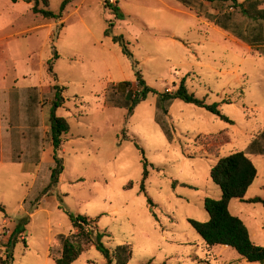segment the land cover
I'll use <instances>...</instances> for the list:
<instances>
[{
	"label": "rangeland",
	"instance_id": "obj_1",
	"mask_svg": "<svg viewBox=\"0 0 264 264\" xmlns=\"http://www.w3.org/2000/svg\"><path fill=\"white\" fill-rule=\"evenodd\" d=\"M63 1L49 0L47 6L39 0V7L60 13ZM106 1L119 6L125 18H117ZM33 7L25 0H0L2 109L15 127L27 117L30 126L14 130V145L26 135L17 159L0 160L5 207L0 235L30 216L26 241L19 239L13 249V264H57L50 247L58 245L59 234L77 231L70 212L99 218L102 240L111 250L130 244L128 264H259L232 247L208 246L190 220L208 221L205 199L222 196L211 178L219 157L247 152L264 132V56L177 0H73L61 19L45 18ZM201 11L216 12L209 2ZM49 60L57 80L48 71ZM137 70L158 93L176 89L186 77L190 92L218 103L232 122L176 99L168 115L175 128L171 143L155 118L158 93L150 92L133 109L107 101L113 85L129 80L131 91L137 89ZM54 85L64 99L57 114L68 118L71 129L59 153L64 161L59 183L43 195L51 154L38 171L25 158L30 145L37 153L52 144ZM34 86L40 87L35 101L26 90ZM9 88L17 98L10 97ZM248 155L259 175L246 199L264 198V155ZM229 208L264 245L263 203L233 199ZM73 264L108 260L92 244Z\"/></svg>",
	"mask_w": 264,
	"mask_h": 264
},
{
	"label": "trees",
	"instance_id": "obj_2",
	"mask_svg": "<svg viewBox=\"0 0 264 264\" xmlns=\"http://www.w3.org/2000/svg\"><path fill=\"white\" fill-rule=\"evenodd\" d=\"M17 2L19 0H13ZM29 3L34 2L33 10L35 13L42 14L45 18L61 19L66 7L73 0H64L60 13L50 9H41L39 0H25ZM49 6V0H44ZM185 7L195 10L200 16H205L210 22L221 29L230 32L236 38L254 48L264 56V0H177ZM204 2H209L210 6L217 13H205L201 11ZM105 6H111L113 13L117 18H125V12L117 5L105 2ZM109 34V29L106 31ZM116 40L122 38L116 37ZM125 52L132 56L127 47ZM59 57L55 51L54 59ZM53 60H49L48 71L53 74L57 80L56 73L53 69ZM137 67L138 62L134 60ZM133 81H124L119 85H113L106 93L109 104L116 107H127L133 109L139 102L146 99L150 92L158 93L150 87L141 71H136L137 89L132 92ZM62 89L59 85L53 86L55 99L52 101L50 112L51 138L54 148V165L51 169V179L42 194L52 193L53 188L57 187L60 177L64 171V161L60 156V151L64 142V134L70 129V123L67 117L59 116L57 109L64 104V99L59 92ZM129 92H128V91ZM176 99H181L187 103L195 104L206 108L211 113L219 116L223 120L232 122L224 114L218 103H208L206 98H199L190 92L186 85L184 77L179 86L172 91L158 93L156 102V121L163 130L167 139L172 143L175 140V128L169 121L170 108ZM224 133V132H220ZM205 135V134H200ZM216 135V134H210ZM248 153L264 155V132L255 138L248 151H236L229 155L219 157L218 162L211 169L212 180L220 186L222 196L220 199L207 197L205 199V208L210 215L206 222L191 219L190 222L200 236L205 240L208 246L225 245L235 249L240 256L251 262L264 264V246L256 244L250 234L246 223L239 216L232 214L230 211V202L233 199L249 203L261 202L264 205V198L255 197L246 199V194L258 177V169L250 158ZM148 163L145 161V178L148 177ZM0 210L5 211V207L0 205ZM69 218L73 228L77 231L71 234H59L57 236L58 245L50 247V256L57 264H73L90 245H95L107 258L108 264H128L133 256V250L130 244L118 245L111 250L103 242L102 238L105 233L99 229V218H92L88 215L69 213ZM30 216L22 217L16 224L8 243L5 245V251L1 254L0 246V264H13V249L19 241L22 234L26 231ZM26 241V240H24Z\"/></svg>",
	"mask_w": 264,
	"mask_h": 264
},
{
	"label": "crops",
	"instance_id": "obj_3",
	"mask_svg": "<svg viewBox=\"0 0 264 264\" xmlns=\"http://www.w3.org/2000/svg\"><path fill=\"white\" fill-rule=\"evenodd\" d=\"M215 13H217V12H215ZM12 88L15 89L16 87H12ZM12 88H9V90H11L10 91V97L12 96L13 98H17V95L13 92V89ZM39 88L40 87L34 86V87H29V88L26 89L29 92V95H30V97H31V99L33 101H35V99L37 98L36 97L37 96V92L36 91L37 90L39 91L40 90ZM3 93H6L5 90L2 91L0 89V160H6L7 159V160L15 161L17 159V156H15V154H16L17 151H19L18 150V149H20L19 146L21 145L22 148L25 146L24 145L25 144L24 138L26 137V135L23 136L24 138L21 139L20 143H17L16 145H14L13 143H11V141H13V138H14V130L16 131V129H22L24 131L25 129H30V126L27 127L28 117H27L26 121H24V125H22V126L20 125L18 127H15L14 124H12L13 117L11 116V114H10V116H8V113L2 109V99H1V97H2V94ZM14 94H15V97H14ZM24 95H23V97H22V99H21L20 102L17 101L18 102L17 103L18 105L21 104V106H19V107H22V105H23ZM14 100L16 101V99H14ZM38 100L39 99H37V101ZM51 105H52V101H51ZM15 109L17 111V106H15ZM26 110H27V108H26ZM16 111H15V113H16ZM25 113H26V116H28L27 115L28 114V110L25 111ZM22 133H24V132H22ZM65 135L66 134H64V142H65ZM64 142H63V144H64ZM29 148H30V150L28 151L29 154H28V156L25 159H26V161H29L31 163H33V161H34L33 165H31V169L38 171L40 169V165L46 159V154L47 155L51 154L50 160H51V169H52V167L54 165V157H53L54 148H53V145L52 144L50 146V149H48L47 151H45V150L44 151L43 150L41 151V149H39L37 153H36V151L33 152L32 145H30ZM36 149L37 148H35V150ZM62 150H63V145H62L61 151ZM26 153H27V151H26ZM250 158H251V156H250ZM20 160H21V158L18 159V161H20ZM35 160L40 161V162L36 163L37 161L35 162ZM258 175H259V173H258ZM50 179H51V173H50ZM49 182H50V180H49ZM253 184H252V186H253ZM250 188H249V190H250ZM25 202H26V200H25ZM4 222L7 223L8 221L7 220H4ZM15 226H16V224H15ZM11 234H12V231H9V233H7V232H4V230H2L1 235H0V246H2L1 254L4 253V251H5V245L8 243ZM20 239L26 240L25 232L20 237ZM259 245H263V244H259Z\"/></svg>",
	"mask_w": 264,
	"mask_h": 264
},
{
	"label": "built area",
	"instance_id": "obj_4",
	"mask_svg": "<svg viewBox=\"0 0 264 264\" xmlns=\"http://www.w3.org/2000/svg\"><path fill=\"white\" fill-rule=\"evenodd\" d=\"M167 91H170V90H167Z\"/></svg>",
	"mask_w": 264,
	"mask_h": 264
}]
</instances>
